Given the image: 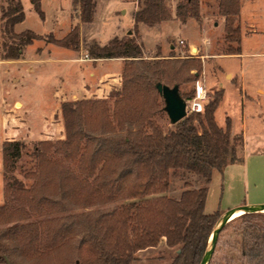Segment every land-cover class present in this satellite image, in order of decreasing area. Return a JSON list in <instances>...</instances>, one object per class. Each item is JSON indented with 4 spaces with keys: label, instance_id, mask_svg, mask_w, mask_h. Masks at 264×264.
I'll return each instance as SVG.
<instances>
[{
    "label": "trees",
    "instance_id": "trees-1",
    "mask_svg": "<svg viewBox=\"0 0 264 264\" xmlns=\"http://www.w3.org/2000/svg\"><path fill=\"white\" fill-rule=\"evenodd\" d=\"M140 2L132 15L134 26H151L170 18L165 0ZM31 3L42 17L40 0ZM71 3L81 22L92 20L94 0ZM199 6L200 0H181L174 17L182 23L188 18L198 22ZM239 10V0H218V14L224 16L225 39L229 42L239 43ZM23 18L21 1L8 0L1 13L0 32L2 38L5 35L11 41L2 42V60L19 59L24 46L43 38L30 29L16 33L14 26ZM46 38L66 49H79L77 25L62 38L53 34ZM142 49L136 35L115 36L102 45H88L90 58H124L120 90L110 92L108 98L63 102L65 139L55 143L41 140L33 145L36 172L30 187L13 176L4 183L0 224H10L0 231L1 264L39 261L71 245L75 246L72 264H132L140 250L156 247L162 240L166 248L174 249L168 264L199 262L221 215L205 211L212 173H221L228 164L242 161L233 142L241 143L242 137H231L229 119L224 129L215 122L214 112L223 90L209 95L202 113H186L164 130L155 117L162 109L154 96L159 94L155 83H166L161 79L159 61L143 59ZM225 53L239 54L241 49L238 44L228 46ZM200 71L197 66L192 78ZM186 94L181 97H190L193 89ZM22 145L9 140L3 143L4 168L8 161L20 156ZM60 152L66 159H78L82 178L67 166L58 168L53 155ZM46 168L51 171L46 172ZM172 170L190 172L203 185L193 187L187 183L179 197H169L166 193ZM106 202L118 203L106 210L67 213L81 205ZM40 216L45 218L31 219ZM259 217L264 215L247 212L241 218L249 222ZM258 230L261 235L254 246H242L240 264H264V221ZM163 256L159 254L157 258Z\"/></svg>",
    "mask_w": 264,
    "mask_h": 264
},
{
    "label": "rangeland",
    "instance_id": "rangeland-1",
    "mask_svg": "<svg viewBox=\"0 0 264 264\" xmlns=\"http://www.w3.org/2000/svg\"><path fill=\"white\" fill-rule=\"evenodd\" d=\"M7 1L0 0V28L3 25L1 13L6 8ZM20 1L23 5L24 18L14 26V31L19 33L30 29L35 34L42 35L43 38L23 47L22 60L7 62L1 61L2 42L4 40L10 43L11 39L5 35L2 38L0 32V205L4 200V183L11 180L10 176L15 177L26 187H30L29 185L33 182L35 178L33 173L36 172L35 158L32 153L33 145L41 140L55 143L57 140L65 139L64 120L61 114L63 102L108 98L110 92L120 90L122 71L121 73L116 71L113 62L106 69L114 74L110 79L102 81L97 79V76L92 77L91 61H87V64L81 65V68L77 66L75 73L79 77L74 79L75 83L71 80V85L83 84L84 77L85 81L87 79L84 84L88 85V90L93 88L92 91L85 95L77 91V96L68 97L69 100L63 102L44 103L43 100H46L51 93L54 94V89H57L62 81L47 59L51 54L44 53L45 59L40 63L34 59L39 56L40 49L52 45L47 41L48 34L62 38L74 25L78 26L80 45L78 50L73 51L80 60L86 61L90 58L86 49L91 43L102 45L115 36L136 35L137 41L143 47L142 58L147 61L152 59L159 61L162 82L170 86L176 81L179 82L180 95L186 96V93L193 89L196 80L204 84L210 97L215 92L223 90L222 100L214 112L217 126L224 129L226 119H229L231 137L236 135L242 137L241 143L238 140L233 141L238 156L264 152V0H239L240 10L237 19L239 43L225 39L224 16L218 14V0H200V21L188 18L184 23L174 17L176 5L181 0H165L170 18L151 26L143 23L134 26L132 15L134 10L141 6L140 0H94L92 20L85 23L79 20L78 12L72 8L71 0H40L42 17L34 9L31 0ZM133 32L136 34L133 35ZM180 40L184 41V45L179 43ZM237 44L241 53H225L228 46L234 48ZM168 58H171V61L161 62ZM121 61L124 63V58ZM196 65L201 67V71L196 78H192L196 73ZM96 69L99 70V68ZM65 82L67 81L63 83ZM104 82L113 84L106 97L103 96L102 91L97 90L102 88ZM154 100L162 109L155 114V117L164 130L170 129L172 123L163 110L164 100L159 94L154 96ZM8 140L21 142L23 145L20 156L12 158L4 168L2 145ZM53 160L59 162L58 168L67 166L82 178L77 158L66 159L60 152L53 155ZM250 164L256 168L254 170L256 175H259L257 187H264V159L253 158ZM250 169V174L255 175L251 167ZM48 171L51 169L48 168L46 172ZM237 171L232 180H227L230 188H228L229 185L226 187L223 181H218L216 176L214 177L206 196L205 211L207 213L222 212L228 202L244 200L248 190L249 195H252L254 183H250L248 189L245 181L241 179L244 177L243 172L241 174L240 170ZM4 174L7 176L5 179ZM169 182L166 194L176 198L185 189L187 183L193 187L203 185L201 179L182 170H172ZM256 195L264 198L260 193ZM8 203L18 204L16 200H8ZM117 203L81 205L67 213L79 214L106 210ZM244 213L247 212L229 219L224 224L208 262L240 264L242 246H254L261 235L258 225L264 221V217L247 222L241 218ZM256 213L264 215L263 211H256ZM44 218L45 216H40L31 219ZM9 224H0V231ZM74 247L71 245L61 248L58 252H53L39 261L25 264H72ZM173 253L174 249L166 248L162 240L156 247L140 250L136 256L137 260L132 264H168ZM159 254L164 256L158 259Z\"/></svg>",
    "mask_w": 264,
    "mask_h": 264
},
{
    "label": "crops",
    "instance_id": "crops-1",
    "mask_svg": "<svg viewBox=\"0 0 264 264\" xmlns=\"http://www.w3.org/2000/svg\"><path fill=\"white\" fill-rule=\"evenodd\" d=\"M44 53H46L48 55L51 54V56H49V58H47V59H49V63H51L52 69H55L56 72H58V76L60 77V79L62 81L61 85H59V87L57 89H54L55 90L54 94L51 93L50 94L51 96L48 95L46 100H43L44 103H47V104H49V103L53 104L56 101L57 102H63V101L69 100L68 97L74 98V96H77V91L80 93L82 92V94L85 95L87 92H90L93 90V88L88 90V85L84 84V81H85L84 77L82 78L83 84H81V83L74 84L75 86H78L77 88L74 85H71V80H73V82L75 83L74 79L79 77V75L77 73H75L77 66H78V68H81V65L87 64V61H91L90 65L92 67L91 68L92 70H91L90 74H92V77L97 76V79H100L102 81H105L106 79H110L112 77V74H114V72L106 69L107 67L110 66V63L113 62L115 64V68H116L115 70L118 71L119 73H121V71L123 69L122 68L123 67V61H121V60H123V58H121V57H119V58H102V59H93L92 58V60L90 58H88V59H86V61H84V60H80L79 58H77V56L73 50L66 49L64 47H60L56 44H52L50 47L47 46V47L40 49V51H38L39 56L34 60L35 61L38 60V62L40 63L41 60L45 59L43 56ZM21 54L22 55L20 56L19 59H4V60L7 62L20 61L24 58V57H22L23 53H21ZM4 60H1V61H4ZM96 68H99V70H97ZM86 78H89V77H86ZM64 81H67V82L63 83ZM86 81H87V79H86ZM108 81H111V80H108ZM102 85H103L102 88L97 89V90L102 91L104 93L103 96L106 97L113 84H111V82H104ZM100 97H102V96H100ZM21 102H23V101H21ZM38 103H39V101H38ZM251 154L258 155V157H254L255 155L252 156ZM242 157H243V159L241 162L228 164L223 169V171L221 173L218 172L217 170H214L212 173V177L210 180L211 182L209 183V188H210V185L213 183L212 180L214 179L215 176L218 179V181H223L225 183L226 187H227V185H229L228 188H230L231 187L230 183H227L228 182L227 180H232L234 178V173L237 170H240L241 174L243 172L244 177L241 179L243 181H245L248 189H249V184L254 183L253 189L251 190V191H253L252 195H249L250 194L249 190L246 191V195H245L244 200L239 199L238 201L228 202L227 206H225V208H224L225 210L232 208V207H236L239 204L264 203V198H260L259 196L256 195V193H260L264 197V187H259V188L257 187V184H258L257 179H258L259 175L258 174L256 175V173L254 171L256 168L254 166H253L254 167L253 168L250 164L251 160L253 158H260V159L263 158L264 159V152H260V153L254 152V153H250V154L247 153L246 156H244V154H243ZM259 166H262V165L259 164ZM250 167L252 168L255 175L250 174V172H251ZM237 175H238V173H237ZM235 178H237V177L235 176ZM241 179H240V181H241ZM208 191H209V189H208ZM225 210H222V212ZM222 212H221V214H222Z\"/></svg>",
    "mask_w": 264,
    "mask_h": 264
},
{
    "label": "water",
    "instance_id": "water-1",
    "mask_svg": "<svg viewBox=\"0 0 264 264\" xmlns=\"http://www.w3.org/2000/svg\"><path fill=\"white\" fill-rule=\"evenodd\" d=\"M193 50H195V48H193ZM155 87L159 95L161 96L162 100H164L163 110L166 113V116H168L169 121L171 123H175L181 120L182 118H184L186 115V111H185L186 103L179 93L178 84L168 86L166 84L156 82ZM238 209H247L246 212H254V213L256 211L264 212V203L239 204L236 207H232V208H229L223 211L214 224L212 233L210 235L208 244L206 246V250L197 264H207L208 263L210 257L212 256L215 250V245L217 243L219 234L221 232L220 230L222 229L224 224L228 221V218L230 217L231 213Z\"/></svg>",
    "mask_w": 264,
    "mask_h": 264
},
{
    "label": "built area",
    "instance_id": "built-area-1",
    "mask_svg": "<svg viewBox=\"0 0 264 264\" xmlns=\"http://www.w3.org/2000/svg\"><path fill=\"white\" fill-rule=\"evenodd\" d=\"M179 43L184 45V41L180 40ZM193 94L190 97H187L185 100V111L186 113L197 112L202 113L204 105L209 100V92L205 88L203 83H200L198 80L194 82Z\"/></svg>",
    "mask_w": 264,
    "mask_h": 264
},
{
    "label": "bare ground",
    "instance_id": "bare-ground-1",
    "mask_svg": "<svg viewBox=\"0 0 264 264\" xmlns=\"http://www.w3.org/2000/svg\"><path fill=\"white\" fill-rule=\"evenodd\" d=\"M246 211H247V209H238V210H236V211H234V212L231 213V215H230V217L228 218V220H229V219H232V218H235V217H237L238 215H240L241 213L246 212Z\"/></svg>",
    "mask_w": 264,
    "mask_h": 264
}]
</instances>
